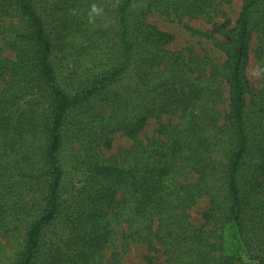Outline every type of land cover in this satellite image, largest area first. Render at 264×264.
Returning a JSON list of instances; mask_svg holds the SVG:
<instances>
[{"label": "trees", "instance_id": "1", "mask_svg": "<svg viewBox=\"0 0 264 264\" xmlns=\"http://www.w3.org/2000/svg\"><path fill=\"white\" fill-rule=\"evenodd\" d=\"M81 1L0 0V23L11 14L23 21L12 46L15 60L0 58V78L8 77L0 89V238L24 236L18 264H123L115 244L120 221L130 222L127 239L147 241L153 248L139 224L154 217L168 256L165 264H264V102L250 112L246 101L254 31L264 59V0H246L235 27L221 26L228 39L232 96L225 127L219 126L214 109L201 105L202 94L213 95L214 72L206 81L191 76L182 53L165 49L175 36L138 20L133 10L143 1L145 11L207 16L216 11L217 0H105L110 35L100 28L91 46L82 37L95 50L98 71L70 95L58 83L57 69L58 59L77 42H70L66 31L85 32L106 16ZM130 70L156 96L151 104H141L137 87L133 99L117 108L129 114L128 120L107 126L123 129L134 145L122 161L105 160L95 149L111 147V138L103 136L101 144L94 140L91 154L78 158L76 167L85 178L78 198L66 208L62 151L70 131L68 115ZM154 70L156 78L150 76ZM146 93L141 95L148 100ZM175 111L183 113L184 121L169 131V139L144 146L138 134L149 119ZM227 140L234 147L222 165L217 146ZM185 170L195 172V183L184 182ZM204 195L211 207L202 213L204 224L196 227L188 211ZM62 215L59 240H49L50 228L56 227L51 225Z\"/></svg>", "mask_w": 264, "mask_h": 264}, {"label": "rangeland", "instance_id": "2", "mask_svg": "<svg viewBox=\"0 0 264 264\" xmlns=\"http://www.w3.org/2000/svg\"><path fill=\"white\" fill-rule=\"evenodd\" d=\"M105 0H82V5L91 7L96 11L101 9L104 13L102 22L92 23L85 27V32L79 34L76 28H70L68 37L70 42L75 40L72 48H69L67 57H60L57 63L58 83L70 95L76 94L87 82L95 75L98 69L93 66L92 56L95 50L86 45V38H89L90 46L92 41L100 36V28H106L108 35L112 31L109 25L111 13L106 11L108 5ZM246 0H217L216 11L207 16H183L179 18L177 15H167L160 11H145L143 1L137 2L133 8L134 15L138 20H144L147 24L155 26L157 29L172 33L175 39L172 43L165 46L170 52H180L187 63V70L191 76L200 77L206 81L214 72L213 95L208 96L202 94L203 99L201 105L214 109L212 112L218 118L220 127H225L230 122L231 112V89L227 79V53L224 43L228 40L222 34L221 26L225 25L226 29L235 27L236 20ZM104 2V3H103ZM112 5V2H111ZM90 20V19H89ZM138 28V25H136ZM80 29V28H79ZM23 30V21L18 14H11L0 23V58L15 60L16 52L13 50V42ZM84 30V29H83ZM136 33H140L137 30ZM86 35V38H82ZM78 36V37H77ZM83 43V44H82ZM85 43V45H84ZM249 58L246 66V76L249 81V92L246 95L247 106L250 112H256L262 100L261 92L264 91V59L260 54V40L256 31L251 35L249 43ZM158 71V70H157ZM156 70L150 75L156 78L158 72ZM8 77L0 78V89H4ZM140 89V96L136 100L141 104H151V99L156 95L149 94V88L143 86L136 72L130 70L125 75L117 79L111 87L96 96L90 104H85L81 109L72 110L68 115V129L70 130L63 146L62 159L66 170L64 180V206H70L79 196L80 189L83 186L85 173L81 167H76L78 158H86L91 154L95 146L94 140L100 143L105 139V135L111 138V147L102 145L96 152H100L105 160L122 161L125 155L132 149L134 141L121 129H114L107 124L114 125L116 121L124 118L128 120L129 114H125L123 109L125 100L133 99L134 91ZM148 90V91H147ZM145 92L149 97L148 100L143 98ZM208 93V91H207ZM37 95V94H36ZM36 95L34 97H36ZM47 102V100H46ZM119 104V105H118ZM48 106V104H46ZM119 106V107H118ZM202 107V106H201ZM184 121V115L181 111L167 112L149 119L145 128L138 134V139L144 146L148 145L152 140L167 141L169 139V131L176 125ZM110 132V133H109ZM234 147L233 140H227L224 143H218L217 160L222 165H226L229 161L230 152ZM185 175L184 182L193 184L197 180L195 172H189ZM185 172V173H186ZM211 207L209 196L199 197L196 203L189 209L190 221L196 226L201 227L204 224L202 213ZM138 225V223H137ZM51 227L48 235L49 240L58 241L57 238L61 231V226H65L64 216L62 215ZM119 230L116 235L115 244L119 252L123 254V264H165L168 256L165 253L161 240V233L158 228V218H152L148 223L141 222L139 224L141 232L146 236L149 242L132 241L127 239L130 232V222L123 219L120 221ZM136 226V225H135ZM209 229V226L204 227ZM24 234V233H23ZM60 236V235H59ZM24 236L18 240H8L0 238L4 248L0 251V264H18L17 256L21 253ZM129 247L127 248V246ZM111 250L105 254L109 258Z\"/></svg>", "mask_w": 264, "mask_h": 264}]
</instances>
